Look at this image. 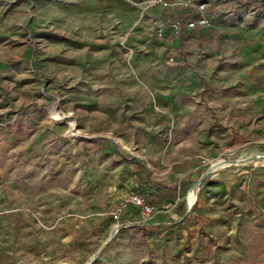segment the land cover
<instances>
[{"label": "rangeland", "instance_id": "obj_1", "mask_svg": "<svg viewBox=\"0 0 264 264\" xmlns=\"http://www.w3.org/2000/svg\"><path fill=\"white\" fill-rule=\"evenodd\" d=\"M169 1L0 0V264H264V0Z\"/></svg>", "mask_w": 264, "mask_h": 264}, {"label": "built area", "instance_id": "obj_2", "mask_svg": "<svg viewBox=\"0 0 264 264\" xmlns=\"http://www.w3.org/2000/svg\"><path fill=\"white\" fill-rule=\"evenodd\" d=\"M153 5L161 6L168 8L170 6L169 0H150ZM184 5L193 9L197 12L196 15L190 16L186 20L184 19H174L170 22L169 31L171 34L180 35L185 31H192L198 28H204L209 24V15H208V4L201 0H185ZM165 28L161 25H158L157 32L161 37H166ZM174 60V57L170 59ZM132 210L131 214L126 213L127 210ZM154 206L146 200L140 193H130L128 194L120 203V206L116 212H114V221L117 223V229L121 227L128 226L131 223L132 217L137 214L143 216H150L154 213Z\"/></svg>", "mask_w": 264, "mask_h": 264}, {"label": "trees", "instance_id": "obj_3", "mask_svg": "<svg viewBox=\"0 0 264 264\" xmlns=\"http://www.w3.org/2000/svg\"><path fill=\"white\" fill-rule=\"evenodd\" d=\"M237 1H238L240 4L248 3L246 0H237ZM260 8L263 9V6L261 5ZM182 47H183V45L181 44L179 48L182 49Z\"/></svg>", "mask_w": 264, "mask_h": 264}, {"label": "crops", "instance_id": "obj_4", "mask_svg": "<svg viewBox=\"0 0 264 264\" xmlns=\"http://www.w3.org/2000/svg\"><path fill=\"white\" fill-rule=\"evenodd\" d=\"M167 34H171L169 30L166 31V36ZM165 38L168 40L169 37H165Z\"/></svg>", "mask_w": 264, "mask_h": 264}, {"label": "water", "instance_id": "obj_5", "mask_svg": "<svg viewBox=\"0 0 264 264\" xmlns=\"http://www.w3.org/2000/svg\"><path fill=\"white\" fill-rule=\"evenodd\" d=\"M58 106V105H57Z\"/></svg>", "mask_w": 264, "mask_h": 264}]
</instances>
